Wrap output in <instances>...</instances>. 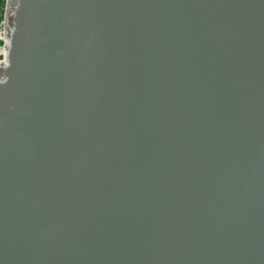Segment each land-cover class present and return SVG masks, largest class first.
Segmentation results:
<instances>
[{
    "label": "water",
    "instance_id": "1",
    "mask_svg": "<svg viewBox=\"0 0 264 264\" xmlns=\"http://www.w3.org/2000/svg\"><path fill=\"white\" fill-rule=\"evenodd\" d=\"M0 264H264V0H6Z\"/></svg>",
    "mask_w": 264,
    "mask_h": 264
},
{
    "label": "trees",
    "instance_id": "2",
    "mask_svg": "<svg viewBox=\"0 0 264 264\" xmlns=\"http://www.w3.org/2000/svg\"><path fill=\"white\" fill-rule=\"evenodd\" d=\"M5 2L6 0H0V32L2 28L3 16H4V9H5ZM2 46V41L0 40V47ZM1 59V55H0Z\"/></svg>",
    "mask_w": 264,
    "mask_h": 264
},
{
    "label": "rangeland",
    "instance_id": "3",
    "mask_svg": "<svg viewBox=\"0 0 264 264\" xmlns=\"http://www.w3.org/2000/svg\"><path fill=\"white\" fill-rule=\"evenodd\" d=\"M3 22H2V28H1V32H0V40L2 41L3 40ZM0 55H1V59H0V62L2 61V46L0 47Z\"/></svg>",
    "mask_w": 264,
    "mask_h": 264
},
{
    "label": "bare ground",
    "instance_id": "4",
    "mask_svg": "<svg viewBox=\"0 0 264 264\" xmlns=\"http://www.w3.org/2000/svg\"><path fill=\"white\" fill-rule=\"evenodd\" d=\"M2 64H3V62L1 61V62H0V66H1Z\"/></svg>",
    "mask_w": 264,
    "mask_h": 264
}]
</instances>
